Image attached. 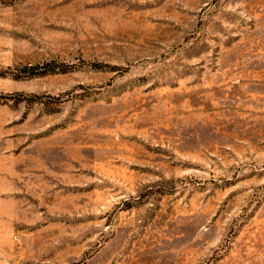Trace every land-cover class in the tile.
Here are the masks:
<instances>
[{
    "label": "rangeland",
    "instance_id": "rangeland-1",
    "mask_svg": "<svg viewBox=\"0 0 264 264\" xmlns=\"http://www.w3.org/2000/svg\"><path fill=\"white\" fill-rule=\"evenodd\" d=\"M0 264H264V0H0Z\"/></svg>",
    "mask_w": 264,
    "mask_h": 264
}]
</instances>
